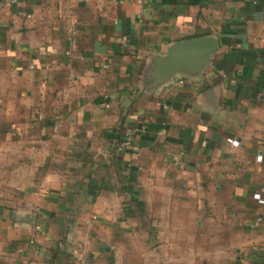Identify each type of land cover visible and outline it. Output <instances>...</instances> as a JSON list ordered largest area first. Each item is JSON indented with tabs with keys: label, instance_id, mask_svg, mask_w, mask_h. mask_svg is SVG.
Listing matches in <instances>:
<instances>
[{
	"label": "crops",
	"instance_id": "0c3cea01",
	"mask_svg": "<svg viewBox=\"0 0 264 264\" xmlns=\"http://www.w3.org/2000/svg\"><path fill=\"white\" fill-rule=\"evenodd\" d=\"M74 249L264 264V0L1 5L0 264Z\"/></svg>",
	"mask_w": 264,
	"mask_h": 264
},
{
	"label": "built area",
	"instance_id": "2783aa9c",
	"mask_svg": "<svg viewBox=\"0 0 264 264\" xmlns=\"http://www.w3.org/2000/svg\"><path fill=\"white\" fill-rule=\"evenodd\" d=\"M6 2H9V3H15L16 0H4V1H0V7L3 3H6ZM180 83H182V81H180ZM229 142L233 145V146H237L238 145V141L236 140H233V139H230ZM129 142L128 141H124L122 143L123 146H126L128 145ZM262 201V200H260ZM73 253H74V257L75 259L77 260V264H87L86 263V260L84 259L83 255H82V251L81 249H74L73 250Z\"/></svg>",
	"mask_w": 264,
	"mask_h": 264
},
{
	"label": "water",
	"instance_id": "95a60500",
	"mask_svg": "<svg viewBox=\"0 0 264 264\" xmlns=\"http://www.w3.org/2000/svg\"><path fill=\"white\" fill-rule=\"evenodd\" d=\"M191 43H193L194 46H198V45H201L203 42L200 39H196V40L192 41ZM191 45L192 44H190V46ZM187 47H188V45H187Z\"/></svg>",
	"mask_w": 264,
	"mask_h": 264
}]
</instances>
